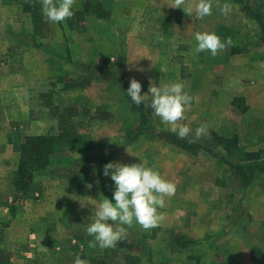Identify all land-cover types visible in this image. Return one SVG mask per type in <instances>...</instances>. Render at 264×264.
I'll return each mask as SVG.
<instances>
[{
	"label": "rangeland",
	"instance_id": "rangeland-1",
	"mask_svg": "<svg viewBox=\"0 0 264 264\" xmlns=\"http://www.w3.org/2000/svg\"><path fill=\"white\" fill-rule=\"evenodd\" d=\"M2 1L12 4L15 0ZM26 1L23 7L28 18L10 12L5 30L8 38L21 40V46L9 47V52L18 56L0 66L9 75L17 68L24 73L31 70V77L16 79L19 85L5 98L11 107L19 104L8 109L13 138L17 133L61 135L69 128V122L63 125V120L70 118L83 134L82 146H66L55 154L45 173H40L42 178L22 192L25 197L36 191L43 199L61 201L57 214L68 208L72 216L88 221L85 227L79 221L70 225V244L55 249L54 262L47 264H74L77 254L90 264H264V176L242 191L229 165L264 163V46L259 26L242 6L235 0H213L212 15L198 24L194 13L190 17L182 9L173 8L163 15L172 29L166 31L167 36H176V28L183 26L184 38L189 40L195 41V33L205 31L215 32L222 40L231 38L232 45L218 55L207 51L197 55L193 45L185 44L183 55L170 47V53L159 59L130 62L123 44L114 59L108 54L96 55L95 38L81 15H73L74 22L65 31L63 22L53 23L42 14L43 0ZM161 1L167 10L174 7V0ZM247 1L256 7V0ZM225 2L232 5L227 17L220 12ZM89 6L94 8L95 1ZM71 30L83 33V39H93L86 53L80 50L72 55L69 41L73 38L67 34ZM133 78L142 84L141 95L148 91L150 81L159 85L179 79L186 84L195 100L185 112L186 119L177 122L192 128L185 140L190 143L195 129L207 126L206 132L191 142L197 145L194 151L159 137L160 132L172 133L171 125L149 115L150 108L146 111L151 129L136 130L140 114L126 95ZM70 107H76L81 116L70 117ZM224 140L234 141L224 144ZM83 157L93 158L87 168ZM139 159L176 185L175 194L166 198V207L160 210L165 220L149 230L134 222L114 248L89 247L93 237L86 227L92 222V209L103 196L111 199L114 189V182L103 174L104 162L132 164ZM97 160H102V166L91 175L85 172L95 167ZM80 173L87 179L81 185L73 179ZM61 187L71 197L66 206L52 190ZM43 210L48 214V208ZM179 236L191 244L185 248L176 245ZM32 261L25 252L20 263Z\"/></svg>",
	"mask_w": 264,
	"mask_h": 264
},
{
	"label": "crops",
	"instance_id": "crops-1",
	"mask_svg": "<svg viewBox=\"0 0 264 264\" xmlns=\"http://www.w3.org/2000/svg\"><path fill=\"white\" fill-rule=\"evenodd\" d=\"M94 1L96 6L93 8L89 6L91 0H75L73 11L74 15H81L85 20L87 30L92 31L95 38L92 44L95 48L93 52L96 55L108 54L114 59V55L116 56L118 53V47L123 44L130 62L145 61L149 58L159 59L165 53H170V49H168L170 47L172 51L175 49L174 53H177L178 48L183 55L185 44L193 46L196 44L193 39L184 38L183 26L176 28V30L179 29L176 36H167L166 31L172 29L166 26L163 15L174 10L173 7L165 9L161 0ZM26 2L28 1L15 0L9 4L0 0V35L2 34L0 36V66L2 63L7 65L11 58L18 56L12 55L13 52L9 51L21 46V40L17 37L8 38L5 36V30L7 31L9 26L7 20L10 12H15L22 18L27 16L23 7ZM186 2L194 9L197 0H193V4L189 0ZM199 21L194 20V23L198 24ZM73 22L70 18L61 25L67 31L66 29ZM17 28L16 30H18ZM79 30L82 32L85 29L81 26ZM67 34L73 38L69 41L73 56H76V52L80 50L86 53L89 50L87 48L91 47L90 43L93 39L81 38L83 33L71 30ZM160 36L163 39H160ZM2 71L0 67V264H7L6 260L8 264L9 262L10 264H22L20 261H23L25 252L26 258L33 257L34 261L39 262L38 264H47L50 261L53 263L52 254L55 253V249H63L64 243L70 244L73 233V227L70 225L72 223L78 225L79 221L85 227L88 221L84 219L85 217L72 216L71 210L68 208L57 214L56 207L61 201L43 199L36 191H30L27 197L17 191L13 176L19 164V154L15 152L12 143L13 128L10 123L13 119L10 121L8 115V109L11 106L5 98L8 93H14L19 85L20 82H17L16 79L22 78L24 75L31 77L28 73L31 70L24 73L23 70L17 68L11 71L10 75L8 71ZM18 106L17 103L13 105L14 108ZM40 173L44 174L45 172L35 173L33 182H38V179L42 178L43 175ZM41 185L45 187L46 183ZM52 190L60 194L58 198H61L65 206L67 201L71 200V197L68 196L69 193L62 191V187ZM65 194L67 196L62 197ZM43 208L46 210L48 208V214ZM54 228L55 230L52 231ZM50 230L52 232H49ZM43 246L46 247L43 248Z\"/></svg>",
	"mask_w": 264,
	"mask_h": 264
},
{
	"label": "clouds",
	"instance_id": "clouds-1",
	"mask_svg": "<svg viewBox=\"0 0 264 264\" xmlns=\"http://www.w3.org/2000/svg\"><path fill=\"white\" fill-rule=\"evenodd\" d=\"M75 0H43L42 14L53 23L64 22L74 15ZM182 9L195 20H202L212 15L213 0H197L195 7L188 6L186 0H174V7ZM222 15L227 17L232 12V5L225 2L220 8ZM163 39L162 36L159 37ZM194 54L209 52L212 56L218 55L232 45L231 38L222 40L215 32H196ZM142 84L135 78L131 79L126 95L130 102L139 108L142 104L149 115L159 117L162 123L170 124V131L180 139H187L192 133L188 123L178 124L186 119L185 112L192 106L195 97L186 90V84L179 79L171 83L155 85L149 82L148 91L141 95ZM151 97L150 101L147 98ZM207 130L201 124L195 129V138L198 140ZM104 176L114 182L112 198L103 196L99 199L98 207L92 209V222L86 227L87 234L93 239L89 247L101 249L114 248L125 239L127 229L135 222L144 230L159 226L165 220V214L160 211L166 207V198L173 196L176 185L165 179L161 172L147 166L143 159L132 164L109 162L104 166ZM114 201V202H113ZM74 264H90L87 259L76 255Z\"/></svg>",
	"mask_w": 264,
	"mask_h": 264
},
{
	"label": "trees",
	"instance_id": "trees-1",
	"mask_svg": "<svg viewBox=\"0 0 264 264\" xmlns=\"http://www.w3.org/2000/svg\"><path fill=\"white\" fill-rule=\"evenodd\" d=\"M235 2L241 5L245 13L259 26L260 42L264 46V0H256L255 8L247 0H235ZM128 100L130 101L129 98ZM133 110H137L140 114V122L136 130L144 131L145 127L151 129V119L144 106L141 105L137 108L133 104ZM67 112L70 117H74L79 114V110L76 107H70L67 109ZM79 115L81 116V113ZM82 116L85 117L86 113L83 112ZM68 122L69 128H65V131L63 130L61 135L28 136L20 133L14 134L12 143L14 145L15 152L19 154V164L14 172L13 179L14 185L19 193H26L29 190L34 180L35 173L47 169L51 164V158L55 154L61 152L66 146H82L83 134L79 132L80 130L77 128V124L74 123L71 118L69 120L64 119L62 124L66 125ZM77 123L79 124V122ZM137 136H139V134ZM158 136L185 151H194L197 146L191 142L189 143V141L185 139L178 138L177 135L173 133L160 132ZM218 140L222 141L220 139ZM233 141L224 140V144ZM77 151L82 152V149H77ZM92 159L93 158L83 157L81 160L87 163L85 165L87 168L88 165H90V162L93 163ZM99 161L102 160H97L95 163L96 166H91L90 169H85V172L93 174L97 168L102 166V163ZM229 165L233 169L236 175L237 184L240 186L242 191L247 190L257 180L258 176H264V163H255L250 165L229 163ZM73 179L80 185L84 184L87 180L81 173L75 174ZM175 242L176 245L182 246V248L191 244V241L184 236L177 237Z\"/></svg>",
	"mask_w": 264,
	"mask_h": 264
},
{
	"label": "built area",
	"instance_id": "built-area-1",
	"mask_svg": "<svg viewBox=\"0 0 264 264\" xmlns=\"http://www.w3.org/2000/svg\"><path fill=\"white\" fill-rule=\"evenodd\" d=\"M30 258V257H29Z\"/></svg>",
	"mask_w": 264,
	"mask_h": 264
}]
</instances>
